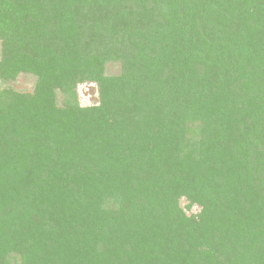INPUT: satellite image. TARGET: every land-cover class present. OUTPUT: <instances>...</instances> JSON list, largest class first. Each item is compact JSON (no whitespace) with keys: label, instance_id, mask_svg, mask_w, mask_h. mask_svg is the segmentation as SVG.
I'll return each mask as SVG.
<instances>
[{"label":"trees","instance_id":"trees-1","mask_svg":"<svg viewBox=\"0 0 264 264\" xmlns=\"http://www.w3.org/2000/svg\"><path fill=\"white\" fill-rule=\"evenodd\" d=\"M0 264H264V0H0Z\"/></svg>","mask_w":264,"mask_h":264},{"label":"rangeland","instance_id":"rangeland-1","mask_svg":"<svg viewBox=\"0 0 264 264\" xmlns=\"http://www.w3.org/2000/svg\"><path fill=\"white\" fill-rule=\"evenodd\" d=\"M107 72L115 70V66L111 64L106 65ZM35 83V78L31 75L20 74L17 76L14 82L10 85L18 92H31ZM80 103L83 105H90L94 100V86L82 85L78 89ZM59 103V99H58ZM18 261V260H17Z\"/></svg>","mask_w":264,"mask_h":264}]
</instances>
